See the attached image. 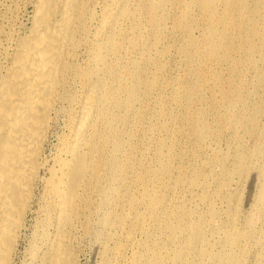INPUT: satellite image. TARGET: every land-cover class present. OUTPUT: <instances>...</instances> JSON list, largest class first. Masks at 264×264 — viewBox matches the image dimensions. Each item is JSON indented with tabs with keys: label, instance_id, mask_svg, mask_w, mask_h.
I'll use <instances>...</instances> for the list:
<instances>
[{
	"label": "rangeland",
	"instance_id": "1",
	"mask_svg": "<svg viewBox=\"0 0 264 264\" xmlns=\"http://www.w3.org/2000/svg\"><path fill=\"white\" fill-rule=\"evenodd\" d=\"M152 1L110 2L121 44L109 58L137 83L120 140L123 159L131 156L135 169L116 181L115 193L106 192L113 178L94 184L82 218L80 263L103 264L112 248L125 245L131 253L140 244L160 259L183 256L185 264H218L214 254L234 246L241 264H264V0H161L155 9ZM33 2L8 0L14 37L30 26ZM199 114L204 138L194 131ZM63 124L51 134L47 154ZM158 196L165 201L162 217L148 203ZM108 211L114 230L125 219L126 230L114 238L103 222ZM28 222L30 234L43 220L34 213ZM198 223L201 240L193 235ZM230 237L239 240L230 245Z\"/></svg>",
	"mask_w": 264,
	"mask_h": 264
},
{
	"label": "bare ground",
	"instance_id": "2",
	"mask_svg": "<svg viewBox=\"0 0 264 264\" xmlns=\"http://www.w3.org/2000/svg\"><path fill=\"white\" fill-rule=\"evenodd\" d=\"M160 1L153 0L150 7L159 8ZM110 2L34 0L30 26L14 37L8 0H0V264H81L77 248L94 184L101 176L113 178L115 183L106 192L115 193L116 181L135 169L131 156L123 159L120 140L137 83L125 79L109 58L121 44L119 34L115 35L117 12L115 17L110 13ZM201 118L199 114L194 131L204 138ZM61 121L66 130L57 132L59 143L47 154L51 134ZM241 154L240 167L246 163ZM156 175L146 177L145 184ZM162 199L148 198L160 217L165 207ZM131 203L136 209L140 199L134 196ZM34 213L43 222L28 234L29 216ZM182 215L189 218L191 212L183 210ZM111 216L106 212L103 222L109 226L107 236L114 238L126 225L122 218L114 230ZM192 229L196 239H203V225ZM238 240L230 237L227 242L234 245ZM135 247L128 253L127 246L118 245L102 263L187 261L183 256L160 259L153 248ZM235 249L216 252L214 258L218 264H241Z\"/></svg>",
	"mask_w": 264,
	"mask_h": 264
}]
</instances>
